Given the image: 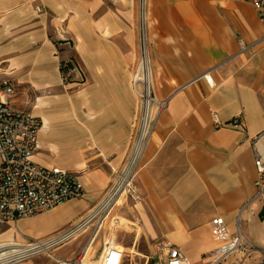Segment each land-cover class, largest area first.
I'll return each instance as SVG.
<instances>
[{
	"label": "crops",
	"instance_id": "obj_1",
	"mask_svg": "<svg viewBox=\"0 0 264 264\" xmlns=\"http://www.w3.org/2000/svg\"><path fill=\"white\" fill-rule=\"evenodd\" d=\"M135 4L0 0V81L14 86L11 105L41 120L32 160L79 172L84 190L80 199L11 223L31 239L54 236L84 219L125 159L139 115L131 84ZM146 15L151 71L165 104L134 181L137 199L118 202L94 232L92 250L99 254L118 219L114 247L121 264L140 257L147 263L153 240H166L187 264H207L216 247L213 218L222 217L230 233L237 216L244 236H256L252 225L264 231V209L251 201L249 146L264 131V30L248 0H148ZM66 61L78 71L74 82L61 86L59 65ZM54 135L66 137L67 159L56 158L48 140ZM92 230L89 225L78 236ZM87 240L70 242L57 259L75 257Z\"/></svg>",
	"mask_w": 264,
	"mask_h": 264
},
{
	"label": "built area",
	"instance_id": "obj_2",
	"mask_svg": "<svg viewBox=\"0 0 264 264\" xmlns=\"http://www.w3.org/2000/svg\"><path fill=\"white\" fill-rule=\"evenodd\" d=\"M248 1L264 30V0ZM36 9L40 11L39 8ZM144 45L147 49L145 35ZM238 45L240 51L246 49L242 41H239ZM141 60L142 35L138 63ZM75 71L78 70L72 62L61 63L59 65L61 81L66 84L75 81ZM131 84L139 100V115L128 152L120 169L115 173L110 187L98 204L80 222L54 236L28 243L34 247V251L24 253L25 258L47 252L74 240L89 225H93L92 235L89 236L80 252L71 259H54V264H104L109 253L114 251V234L119 226L118 219L112 220L98 257L96 259L90 257L96 230L102 226L111 210L120 200L137 199L134 181L141 167L147 143L165 104L164 100L157 99L154 88H152L149 94V105L153 111H151L147 129L143 134L142 121L144 112H147L144 83L136 81L133 75ZM13 95L12 82L10 80L0 81V223L6 224L33 217L66 201L80 199L84 193L79 180V172L57 167H44L32 160L37 148V134L41 128V120L30 112L11 105L10 100ZM213 119L215 125L219 126L215 115ZM239 123V117L232 120L234 127H238ZM249 146L255 170L254 194L251 201H256L264 197V131L252 138ZM210 233L216 242V247L209 252L210 261L207 264H223L230 258L233 259V264H264V254L258 253L253 244L241 233L239 217L236 218L233 233L228 231L222 217L213 218L210 221ZM161 252L162 255L158 257L161 264H187L186 259L174 246L167 245L161 249ZM255 254L258 258L251 259ZM115 264H121L120 254Z\"/></svg>",
	"mask_w": 264,
	"mask_h": 264
},
{
	"label": "rangeland",
	"instance_id": "obj_3",
	"mask_svg": "<svg viewBox=\"0 0 264 264\" xmlns=\"http://www.w3.org/2000/svg\"><path fill=\"white\" fill-rule=\"evenodd\" d=\"M135 2H136L135 6H136V16H137L136 20H137V64H138V60L140 57V37L142 35L141 34V26H140V17H139L141 0H135ZM143 9L145 12V19H144L145 26H144L143 32L145 35V44L147 47L149 60H150L149 38H148V32H147V15H146L147 9H148V0H144ZM71 82H74V81H71ZM60 84H61V86L66 85L65 82L61 81V79H60ZM154 93H155L157 99L163 100V98L158 96L155 85H154ZM20 110L26 111L27 109H20ZM31 113L35 114L33 111H31ZM48 140L50 142H53V144L56 146L54 154L56 155V158L58 160L68 158V156H69L68 151H69L70 147L67 143L65 136L54 135V136L49 137ZM130 200H133V199L130 198ZM121 201H123V200H120V202ZM258 202H259L258 207L261 209H264V197L262 199H260ZM237 217H239V216H237ZM12 224L11 223L10 224L9 223L8 224L0 223V241L4 240L6 238V232L8 229H10L11 227L14 228V226ZM241 225H242V222H241ZM14 230H15V232H14V239L15 240L19 239L20 241H23L26 243H30V242L35 241V239H31L30 236H28V233L20 232L15 228H14ZM251 231L256 236H250L249 235V236H244V238L253 244L254 249L258 253L264 254V236H262V235H264V231L261 232V230L259 228H256L253 225L251 226ZM17 233H19V234H17ZM86 237H87V239L89 238V236H78L77 239L75 238L76 240H71L67 243H64L63 245H61L59 247H56L54 249H50L47 252L38 253V254H35V255H32V256H29L26 258L24 257V258H21L19 260L13 261L9 264H54V259H57L56 254L66 250L68 248V246H69L68 244L70 242H73L72 244L80 243L83 240V238H86ZM165 246H167L166 240L165 241L164 240H153V241H151L147 263L144 262L146 260L145 258L140 257L138 260H135L136 264H161V262L158 261V257L162 255L161 249H163ZM65 253H66V251H65ZM90 257L93 259H96L98 257V255L95 254L94 250H92V254H90ZM87 258H88V256H87ZM257 258L258 257L256 254L251 257V259H253V260H256ZM233 263H234L233 259L230 258L229 260H227L223 264H233ZM125 264H128V263H125Z\"/></svg>",
	"mask_w": 264,
	"mask_h": 264
},
{
	"label": "bare ground",
	"instance_id": "obj_4",
	"mask_svg": "<svg viewBox=\"0 0 264 264\" xmlns=\"http://www.w3.org/2000/svg\"><path fill=\"white\" fill-rule=\"evenodd\" d=\"M144 0L140 2V26H141V34H142V60L137 64L134 78L136 81H142L144 83V99L145 105L147 106V112H144V117L142 121V131L143 134L147 129V124L150 119V114L153 109L149 105L150 99L149 94L151 93V89L154 88V79L151 71L148 51L144 45V26H145V12L143 9ZM206 80L210 81L208 75L205 74L203 76ZM157 100V99H156ZM158 101V100H157ZM14 228L11 227L6 232V238L0 241V264H9L13 261L21 259L24 253L34 251V247L26 242L15 240L14 239ZM19 234V233H17ZM19 238V237H18ZM2 251V252H1ZM120 251L117 248H114V251L109 253V256L104 264H115Z\"/></svg>",
	"mask_w": 264,
	"mask_h": 264
},
{
	"label": "trees",
	"instance_id": "obj_5",
	"mask_svg": "<svg viewBox=\"0 0 264 264\" xmlns=\"http://www.w3.org/2000/svg\"><path fill=\"white\" fill-rule=\"evenodd\" d=\"M260 219L262 220L263 218H264V211H262L261 213H260Z\"/></svg>",
	"mask_w": 264,
	"mask_h": 264
}]
</instances>
